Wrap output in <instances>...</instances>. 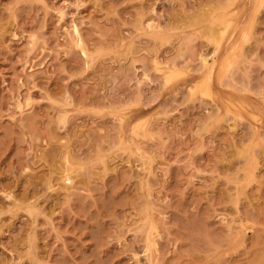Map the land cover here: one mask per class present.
<instances>
[{"label":"rangeland","instance_id":"1","mask_svg":"<svg viewBox=\"0 0 264 264\" xmlns=\"http://www.w3.org/2000/svg\"><path fill=\"white\" fill-rule=\"evenodd\" d=\"M0 264H264V0H0Z\"/></svg>","mask_w":264,"mask_h":264},{"label":"bare ground","instance_id":"2","mask_svg":"<svg viewBox=\"0 0 264 264\" xmlns=\"http://www.w3.org/2000/svg\"><path fill=\"white\" fill-rule=\"evenodd\" d=\"M232 4V3H231ZM231 4H230V6H231ZM232 14V13H231ZM226 17V16H225ZM222 18V17H221ZM227 24V23H226ZM230 25V24H229ZM226 26V25H225ZM223 30V29H222ZM222 33V32H221ZM219 45V44H218ZM205 61V60H204ZM206 64H207V62H205Z\"/></svg>","mask_w":264,"mask_h":264}]
</instances>
